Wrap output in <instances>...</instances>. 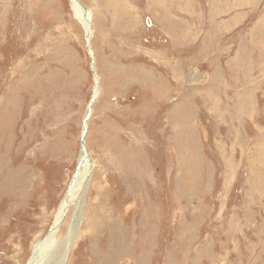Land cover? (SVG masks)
Masks as SVG:
<instances>
[{"label":"rangeland","instance_id":"1","mask_svg":"<svg viewBox=\"0 0 264 264\" xmlns=\"http://www.w3.org/2000/svg\"><path fill=\"white\" fill-rule=\"evenodd\" d=\"M79 1L94 70L70 0H0V264L48 236L93 98L33 264H264V0Z\"/></svg>","mask_w":264,"mask_h":264},{"label":"bare ground","instance_id":"2","mask_svg":"<svg viewBox=\"0 0 264 264\" xmlns=\"http://www.w3.org/2000/svg\"><path fill=\"white\" fill-rule=\"evenodd\" d=\"M80 3L78 2V0H70V5H71L72 10L75 12L76 18L81 22V24L84 27L85 34H86L85 35L86 44H87V47L90 48L89 32L92 30L91 14L89 10L83 9ZM89 54L93 58V54L90 49H89ZM85 147H86V144H84L82 148V152H81L82 154L79 158V162H78L77 170H76L77 174L70 181L66 195L62 199L63 201L61 203V206L55 214L50 232L47 237L42 238L38 243H36L34 247V252H33L34 254H33V257L30 259L29 264H33L35 259L38 257H41V259H44V257L46 256V252L50 248L54 234L56 232L58 233L60 229L63 218L66 215L67 207L75 201L78 194L82 191L84 180L86 179L87 174L91 168L89 155Z\"/></svg>","mask_w":264,"mask_h":264},{"label":"water","instance_id":"3","mask_svg":"<svg viewBox=\"0 0 264 264\" xmlns=\"http://www.w3.org/2000/svg\"><path fill=\"white\" fill-rule=\"evenodd\" d=\"M78 2L80 3V1L78 0ZM80 5L83 7V9H85V10H88L82 3H80ZM87 45V44H86ZM87 47V46H86ZM89 49L90 48H88L87 47V52L89 53ZM91 57V56H90ZM91 66H92V69L94 70L95 68H94V60H93V58L91 57ZM96 74V73H95ZM97 76V75H96ZM97 78V77H96ZM98 82V81H97ZM96 89H97V83H96ZM96 91V90H95ZM94 103V98L91 100V102H90V105H89V107H88V112H87V115H86V117H85V119H84V124H83V131H82V135H81V146H83L84 144H85V136H86V133H87V120H88V118L90 117V114H91V111H92V104ZM85 149H86V147H85ZM77 170V169H76ZM77 174V171H76V173L74 174V176ZM74 176H73V178H74Z\"/></svg>","mask_w":264,"mask_h":264}]
</instances>
